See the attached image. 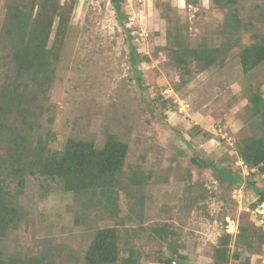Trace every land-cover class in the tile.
<instances>
[{"label": "rangeland", "instance_id": "1", "mask_svg": "<svg viewBox=\"0 0 264 264\" xmlns=\"http://www.w3.org/2000/svg\"><path fill=\"white\" fill-rule=\"evenodd\" d=\"M8 1L0 0V30ZM242 1L245 25L229 39L222 32L226 12L212 0H123V25L110 0L76 1L40 130L48 131L55 150L68 137L101 146L113 133L128 145L125 173L137 170L147 179L120 191L118 210L109 212L101 204L84 208L61 185L27 176L20 203L28 220L0 244L30 254L45 249L55 264H83L94 229L116 225L120 256L130 245L140 253L136 264H164L171 255L185 257L184 264H217L213 252L221 235L232 234V253L240 225L262 224L264 204L253 206L258 195L249 182L264 189V174L239 162L235 150L241 136L257 132L249 92L256 83L264 92V62L249 72L240 62V50L264 33L257 0ZM169 33L188 46H225L222 62L181 82L164 49ZM131 46L142 58L137 67ZM4 61L0 87L14 74ZM17 117L3 133L19 126ZM6 183L15 185L8 177ZM253 243L227 264H264V233Z\"/></svg>", "mask_w": 264, "mask_h": 264}, {"label": "trees", "instance_id": "2", "mask_svg": "<svg viewBox=\"0 0 264 264\" xmlns=\"http://www.w3.org/2000/svg\"><path fill=\"white\" fill-rule=\"evenodd\" d=\"M76 1L9 0L5 6L0 30V61L5 63L4 60L9 59L14 74L0 87V137L7 150L0 154V241L28 220L20 203L27 176L61 185L64 191L80 197L84 208L101 204L109 212L118 210L120 191L127 192L131 184H143L147 179L143 172L137 170L125 173L128 145L113 133L106 134L101 146H96L92 140L68 137L62 149L55 150L49 147L51 135L40 130L43 101L62 55ZM110 1L123 25L127 19L123 0ZM212 3L226 12L222 25L226 39L237 35L245 25L241 16L243 1L212 0ZM255 7L264 23V0H257ZM132 29L125 28L128 33ZM223 47L203 43L188 46L177 34L169 33L164 49L172 66L179 71L180 81L187 82L194 73L222 62ZM239 56L245 72L263 63L264 33L258 35L257 41L244 46ZM130 61L135 67L142 61L133 46ZM137 80H141L139 73ZM254 85L248 95V104L257 132L241 136L235 142V150L242 163L254 174H264V92L261 85ZM18 115L19 126L3 133L1 128L6 130V122L18 118ZM199 161L201 165H213L206 160ZM213 167L224 176L229 174V170ZM6 177L14 182L13 188L7 186ZM249 185L258 195L253 206L264 203V189L256 186L255 182H249ZM261 219L262 224L258 228L238 227L232 253L229 248L232 234L225 232L221 235L214 248V261L217 264L238 261L242 248L250 249L255 238L262 241L264 215ZM154 229L163 231V228ZM120 240L116 225L95 228L84 252L83 264H136L140 253L129 245L127 255L121 257ZM123 241L125 244L128 242ZM51 256L45 249L30 254L0 244V264H55ZM184 259L182 255H171L164 264H184Z\"/></svg>", "mask_w": 264, "mask_h": 264}, {"label": "clouds", "instance_id": "3", "mask_svg": "<svg viewBox=\"0 0 264 264\" xmlns=\"http://www.w3.org/2000/svg\"><path fill=\"white\" fill-rule=\"evenodd\" d=\"M138 34H140V33H138ZM223 137L225 136V135H222ZM239 162H241L242 163V161L239 159ZM262 204H264V203H262ZM264 215V214H263Z\"/></svg>", "mask_w": 264, "mask_h": 264}, {"label": "built area", "instance_id": "4", "mask_svg": "<svg viewBox=\"0 0 264 264\" xmlns=\"http://www.w3.org/2000/svg\"><path fill=\"white\" fill-rule=\"evenodd\" d=\"M141 0H138V2H140Z\"/></svg>", "mask_w": 264, "mask_h": 264}]
</instances>
